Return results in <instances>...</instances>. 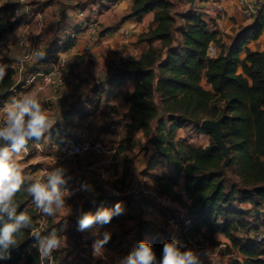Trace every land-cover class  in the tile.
Here are the masks:
<instances>
[{"label": "trees", "instance_id": "trees-1", "mask_svg": "<svg viewBox=\"0 0 264 264\" xmlns=\"http://www.w3.org/2000/svg\"><path fill=\"white\" fill-rule=\"evenodd\" d=\"M97 1L114 4L124 0ZM172 8L166 0H133L127 18L140 20L153 13V26L137 39L148 48L138 59L119 62L120 68L111 75L112 79L116 86L130 82L134 87L123 99L129 105L127 116L132 128L142 130L146 144L152 148L149 167L160 164L170 170L169 174L155 176L154 182L160 196L171 198L184 209L183 218L178 221L181 250L191 244L216 246L214 237L220 233L231 245L226 248L228 254H236L228 264H264V247L246 237L254 227L238 210L239 204H248L264 217V50L248 49V44L262 35L264 23L256 18L234 37H226V43L223 35L212 31L205 19L196 14L179 16L182 26L174 29ZM11 10L12 5L7 2L0 5V41L19 24L20 20L10 18ZM208 22L214 25V21ZM210 44L218 52L212 59L206 57ZM71 45L63 42L54 52L66 51ZM13 75L7 66V75L0 81V109L17 88ZM202 80L209 89L201 85ZM203 120H219L228 148L227 160L213 134L199 127ZM186 127L206 135L207 144L194 146L177 138V131ZM123 147L120 145L119 149ZM228 171L238 179L229 187L225 177ZM180 180L187 204L175 191ZM28 183L26 180L14 200L18 212L25 211L32 217V228L22 230L10 258L0 260V264H42L37 241L30 235L35 226V204L27 191ZM167 215L168 211L163 227L156 226L161 236L143 239L138 235L136 240V245L145 241L152 247L157 264L164 243L171 241ZM143 225L138 223L141 231ZM52 229L61 235V225H48L45 232ZM238 232L245 236L238 237Z\"/></svg>", "mask_w": 264, "mask_h": 264}, {"label": "crops", "instance_id": "crops-1", "mask_svg": "<svg viewBox=\"0 0 264 264\" xmlns=\"http://www.w3.org/2000/svg\"><path fill=\"white\" fill-rule=\"evenodd\" d=\"M166 1L173 6L172 15L176 18L174 29H179L182 26V21L178 19L179 16L190 13V10L203 5L205 2V0H186L185 5L183 0ZM2 3L4 1H0V5ZM28 3L31 8L30 11L38 10L41 13V18L33 15L26 16L19 21L16 29L4 34L2 41L9 45V49L0 59L10 68L16 66L20 57L17 40L22 35L30 40L39 41L43 46L45 55L25 71L24 75H36L34 81L26 86L19 82L16 85L17 88L8 96L4 107L0 109L1 125L6 120V103L14 98L20 99L24 95H35L46 114L56 122L40 142L34 141L27 147V151L21 152L29 160L27 163L23 160L21 166L24 168L28 165H36L38 163L36 161L41 158L43 164L49 169V173L55 167L65 168L67 170L66 176L70 177V187L77 188L76 191L80 188L76 204H78L77 209L79 208L81 215L85 212L95 214L100 209L114 208V206L108 207L109 195L102 193L101 188L89 176L93 164L97 161L103 162L106 170L113 173L112 179L116 188L121 187L125 181L130 184L129 186L134 187L142 177H145L147 186L150 189H156L154 177L162 173L169 174L170 170L160 164L149 167L150 160L153 161L152 148L146 144L142 130L132 128L131 121L127 116L129 105L123 99V95L132 92L134 87L130 82L116 86L107 68V63L111 59H120L121 61L138 59L148 48L146 43L140 44L137 39L140 34L147 32L148 28L153 26V13L143 15L140 20L127 18L133 0L119 1L114 4L98 3L97 0H28ZM221 3L225 9V15L214 22V25L210 24L207 19L205 21L212 31H217L223 35L224 42L228 43L229 39L226 37H234L241 29L251 25L255 19H244L238 11L236 0H221ZM39 5H41L40 8H36ZM82 11L86 15L84 19L79 15ZM95 19L100 24L97 34L84 30L79 33L76 42L68 50L54 52L59 42L70 32L85 20ZM158 44V42L153 43L154 46H158ZM248 49L258 52L264 50V30L258 40L248 44ZM63 53L69 59L65 73V84L58 91H54L43 84L40 74L48 71ZM19 79L20 76L15 75L14 83ZM201 85L205 89H209L205 80H202ZM94 95L100 96L102 100L92 109L89 103ZM59 124L67 128L69 138L78 136L83 131L91 132L106 148L114 150V155L90 156L91 158L87 163L80 167L65 163L59 159L56 151V133L51 134V131L56 130ZM183 129L185 128L177 131V138H183L194 146L207 144L208 137L206 135L201 134L203 140L200 144H196L198 142H194L193 135L191 133L183 134ZM120 145L124 146L121 150L119 149ZM111 157L113 159L108 165ZM122 168L124 169L121 170ZM24 174L27 175L28 173L24 172ZM235 181L238 179L235 178ZM82 185L88 187L83 188ZM175 191L181 195L182 201L187 204L188 200L182 180L179 181V186ZM117 192L120 191L117 189ZM123 201H126L125 204L120 203L123 212L114 216L110 223H95L90 228L79 231L77 216L73 222H66L65 226L60 222L54 224L61 225V236H66L67 248H75L72 238L81 235L84 239L82 240L85 243L84 246L92 249V259L87 264H120V261L136 246L132 243L137 233L143 239L162 235L156 231V226L158 222L164 220L168 208L149 199L145 202L144 200L131 202L125 198ZM147 201L150 205L147 204ZM173 203L180 206L175 201ZM238 210L246 214V219L254 227V230L247 236L256 233L261 222L257 220L256 210L248 204H239ZM139 222L144 224L142 231L138 228ZM105 231L111 233V238L103 246L104 255L103 257L94 256L92 246L98 239H102ZM237 236L241 238L245 235L238 232ZM214 240L217 243L216 246H210L206 243L191 244L187 249L199 253L202 251L217 252L231 246L229 241L220 233L215 235ZM57 257L65 258L64 254ZM64 258H61L62 261L56 260L60 264H66L68 259ZM200 260L201 264H205L202 255ZM75 264H81L80 260L75 261Z\"/></svg>", "mask_w": 264, "mask_h": 264}, {"label": "clouds", "instance_id": "clouds-1", "mask_svg": "<svg viewBox=\"0 0 264 264\" xmlns=\"http://www.w3.org/2000/svg\"><path fill=\"white\" fill-rule=\"evenodd\" d=\"M40 58L44 53H38ZM7 75V65L0 64V81ZM35 95H24L20 99H13L6 110V120L0 125V260L10 258L11 251L18 245V235L22 230L32 228V217L25 211H17L14 197L30 180L24 174L23 167L16 161V157L27 151L29 140H40L54 126ZM66 169L55 167L46 180H36L28 183L27 191L32 202L46 217L55 216L66 207V198L72 195L65 187L70 177L66 176ZM87 188V185H82ZM123 212L118 202L113 209H100L95 214L83 213L78 217L77 227L84 231L95 223L107 224L111 219ZM69 214V213H68ZM31 236L37 241L36 247L43 264L53 256L68 247L66 236L58 234L52 229L46 235L33 231ZM111 233L105 231L102 239L93 244V255L103 257L104 245L110 240ZM201 253L192 249L181 250L178 241H167L163 245L162 258L158 264H201ZM120 264H157L155 252L145 241H140L124 257Z\"/></svg>", "mask_w": 264, "mask_h": 264}, {"label": "built area", "instance_id": "built-area-1", "mask_svg": "<svg viewBox=\"0 0 264 264\" xmlns=\"http://www.w3.org/2000/svg\"><path fill=\"white\" fill-rule=\"evenodd\" d=\"M12 5V10L10 13V18L12 20H21L26 16L33 15L34 17L41 18V13L36 10L31 12V8L29 7L28 0H4ZM186 0H183V4L186 5ZM238 11L240 15L246 20H254L257 17L261 19L264 23V0H236ZM191 14H196L202 16L204 19L211 20L216 22L221 19L225 15V9L221 0H205L203 5L198 6L192 10H190ZM80 17L83 19L86 17L85 13L82 11L79 13ZM98 23L95 20L84 21L81 25L75 28L72 32H70L63 40L59 42L61 45L63 42H68L70 44H74L78 38L79 33L84 30H88L93 34L98 33ZM17 46L20 49V57L16 63V66L11 68L14 72V75L20 76V79L15 83L17 85L19 82H22L23 86L31 84L36 75L33 74H25V71L33 65L36 60L40 58L38 53H43L42 44L36 39H28L25 35H22L17 40ZM9 49V45L0 41V58L6 53ZM217 48L210 44L206 50V57L209 59L215 58L217 55ZM0 64H4L0 59ZM69 65V59L67 55L63 53V55L59 56L52 65V67L40 74V78L45 86L50 87L54 91H58L65 84V73L67 71ZM120 68V63H110L108 65V72L110 75H113ZM42 89V88H40ZM14 91V90H13ZM11 101L6 103L5 108L7 109L8 105ZM91 106V105H90ZM1 125V119H0ZM56 151L58 153V157L62 161H69L74 158L84 157V156H102L109 154L110 156L114 155V150L106 148L91 132L83 131L78 136L73 138L68 137V130L64 125L59 124L56 127ZM27 177L35 176L34 179H30L27 181H36V180H46L48 176V172L45 168L39 167V171L36 174H27ZM96 185L100 188H106V182L104 180L103 175H99L96 178ZM109 189V187L107 188ZM113 193H117L114 192ZM121 196H125L131 202H139L142 200H153L166 208H168V228L170 230V239L178 240L182 236V231L178 225V221L183 218L184 209L180 206L174 205V201L166 196H160L157 189H150L146 184V178L142 177L141 180L134 187H130L127 189ZM111 201L113 197H110ZM97 201L95 202V204ZM34 215H35V226L30 231V235L33 231H39L42 235H46L48 232H45V228L47 226V218L40 212V210L34 206ZM158 229H161V225H157ZM249 240H251L254 244L259 247H264V217L258 225L257 232L251 235L246 236ZM72 241L75 244V249L72 250L73 255L79 254L83 257H86L89 254L88 249L82 245L81 239L79 236H74ZM110 247H112L110 245ZM38 252V251H37ZM39 254V253H38ZM56 252L53 253V256L47 260V264H60L54 258ZM224 259L219 264H228L232 259L236 257V254L231 251L230 254L222 255ZM208 254H202V258L205 261L207 259ZM262 260L264 261V254L262 255ZM212 264V263H207Z\"/></svg>", "mask_w": 264, "mask_h": 264}, {"label": "rangeland", "instance_id": "rangeland-1", "mask_svg": "<svg viewBox=\"0 0 264 264\" xmlns=\"http://www.w3.org/2000/svg\"><path fill=\"white\" fill-rule=\"evenodd\" d=\"M98 3H99V1H98ZM40 6L41 5H39L36 8H40ZM95 21L98 23V27L100 28V24L97 21V19H95ZM173 34L175 35L176 33H173ZM119 62H121L120 59H111L107 63V68H108V65L110 63H119ZM101 100L102 99L100 98V96L94 95L92 97V101L89 103V105H91V108L93 109V106H95L96 104H99L101 102ZM183 132H184L183 134L191 133V135H193L194 142H198L196 144H200V142H202V140H203V135H201L200 133L196 132V130L194 128H192V127H186L185 129H183ZM41 139L38 140V141L37 140H33V141L29 140L27 147H29L30 144L33 143L34 141L40 142ZM89 158H91V157L90 156H84V157L74 158L72 160L64 161V162L67 163V164L74 165L76 167H78V166L80 167V166H84L87 163V161L89 160ZM112 159L113 158L111 157V160L109 161L108 165L110 164ZM23 160H25L26 163L29 161L28 157H26V156L24 157V154L20 153L18 155V157L16 158V161L21 165ZM36 162H38V163H36V165L25 166L23 168L24 172H27L28 174H36L39 171V167H43V168H45L47 170V172L49 174V169L43 164V160L41 158L39 159V161L37 160ZM104 166H105V164L103 162L97 161L96 163L93 164L92 169H91V171L89 173V176L92 177L94 183L96 184V178L99 175H103L104 180L106 182V188L105 189L101 188V192L108 194L109 197H113L112 201H111V199L109 200V203H108L109 206L108 207L115 206V204L118 203V202L119 203L122 202V204H125L126 201H123V200L126 197L125 196H121V194H123L127 189H129L131 187V186H129L130 184L125 181L124 184H121V187L116 188V186H115V184L113 182V179H112V174L113 173L110 172V171H109L110 172L109 173L108 170H106V168ZM121 167H123V166H121ZM123 169L124 168H122L121 170H123ZM225 177H226V185H227V187H229V186H231V185H233L235 183V178L236 177L232 173H230V171L225 173ZM34 178H35V176H31L30 177V179H34ZM69 180H68V183H67V185L65 187L68 189L69 192L72 193V195L69 196L68 198H66V207L63 208V209H60L56 213L55 216H52V217H46L45 216L47 218V224L49 225V227L51 225H54V224L59 223V222H60V224H63L65 226V224H67L68 222H73L75 219H77V216L79 217L81 215V211L78 210L79 208L77 209L78 204H76V201H78L77 198L79 197V195H78L79 193L78 192H80V188H78L77 191H76L77 188L76 189L71 188ZM108 187H109V189H107ZM117 189L120 192H117ZM113 191L117 192V193L115 194V193H113ZM147 204H149L148 201H147ZM153 206H154V204H153ZM259 215L260 214H258L257 220L261 221L263 219V217L261 215L260 216ZM163 224H164V222L162 220L157 223V225H161L162 227H163ZM138 235H139V233H137V235L133 239V243H132L133 245H136V240L138 238L137 237ZM77 236L80 237L82 245H85L84 241H82V240H84L83 237L81 235H77ZM74 249L75 248L71 247V248H66V249H63V250H61L59 252H56V256L59 255V257H60V254H64V256H65V258L64 257H60V258L57 257L56 259L58 261H62L63 258L64 259H68L66 264H75V261H79V260H80L81 264H87L88 262L91 261V259H92V257H91L92 256V249L87 248L88 251H89V254L86 257H83V256H81L79 254L73 255L72 250H74ZM205 253L208 254L207 259H205V261H204L205 264H207L208 262L212 263V264H219V263H221L224 260L222 258V256H221V254L222 255H227L229 253V251L226 248L220 249L217 252H203L202 251L201 255L205 254Z\"/></svg>", "mask_w": 264, "mask_h": 264}, {"label": "water", "instance_id": "water-1", "mask_svg": "<svg viewBox=\"0 0 264 264\" xmlns=\"http://www.w3.org/2000/svg\"><path fill=\"white\" fill-rule=\"evenodd\" d=\"M199 127L213 134L216 146L221 150L222 155L227 160L228 148L226 147L222 139V131L220 128L219 120H203L201 121Z\"/></svg>", "mask_w": 264, "mask_h": 264}]
</instances>
